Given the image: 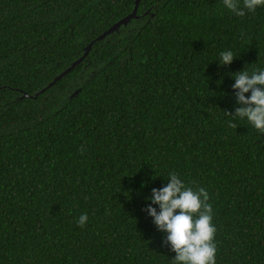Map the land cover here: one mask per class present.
Instances as JSON below:
<instances>
[{
  "label": "trees",
  "instance_id": "16d2710c",
  "mask_svg": "<svg viewBox=\"0 0 264 264\" xmlns=\"http://www.w3.org/2000/svg\"><path fill=\"white\" fill-rule=\"evenodd\" d=\"M134 1L0 0V264H173L144 210L170 172L208 193L215 264H264V133L229 116L232 72L264 67V7L140 0L20 99Z\"/></svg>",
  "mask_w": 264,
  "mask_h": 264
},
{
  "label": "clouds",
  "instance_id": "9594fccd",
  "mask_svg": "<svg viewBox=\"0 0 264 264\" xmlns=\"http://www.w3.org/2000/svg\"><path fill=\"white\" fill-rule=\"evenodd\" d=\"M222 5L236 16L255 12L264 7V0H222ZM236 57L231 49L219 53L218 65L231 64ZM235 102L238 105L229 115L246 120L253 128L264 133V67L232 72ZM246 93H249L247 96ZM167 182L153 187L145 197L144 209L153 224L166 233L165 240L175 253L173 264H215L216 246L212 223V206L203 187L186 186L178 174L170 172ZM142 186H144L142 184ZM155 205V207H153ZM88 217L81 214L77 223L84 225Z\"/></svg>",
  "mask_w": 264,
  "mask_h": 264
},
{
  "label": "water",
  "instance_id": "95a60500",
  "mask_svg": "<svg viewBox=\"0 0 264 264\" xmlns=\"http://www.w3.org/2000/svg\"><path fill=\"white\" fill-rule=\"evenodd\" d=\"M140 0H135L134 1V5H133V9L131 11L130 14H128L127 16L123 17L122 19H120L119 21H117L116 23H114L112 26H110L107 30H105L102 34L98 35L92 42H90L84 49H83V54L81 57H79L77 60H75L69 67H67L65 70H63L60 74H58L55 78H53V80L48 83L43 89H41L40 91L36 92L34 95L30 96L27 94H22L20 99L22 98H35L37 97L39 94L43 93L47 88H50L52 85H54V83L59 80L62 76H64L65 74H67L69 71H71L76 65H78L83 58L88 54L92 44L96 41H100L103 38H105L107 35L112 34L113 32H117V30L119 29L120 26H126L130 20L137 18L136 16V11H137V6ZM79 90H76L72 96H74L76 93H78Z\"/></svg>",
  "mask_w": 264,
  "mask_h": 264
}]
</instances>
